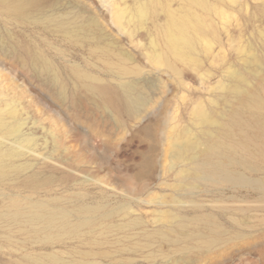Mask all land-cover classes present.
Returning <instances> with one entry per match:
<instances>
[{
    "label": "rangeland",
    "instance_id": "obj_1",
    "mask_svg": "<svg viewBox=\"0 0 264 264\" xmlns=\"http://www.w3.org/2000/svg\"><path fill=\"white\" fill-rule=\"evenodd\" d=\"M115 1L117 8L127 13L122 22L134 32L131 41L126 33L114 29L108 0H47L40 22L20 24L0 14V34L5 42L13 45L21 41L43 52L65 83L64 89L44 86L33 68L22 65L21 55H17L19 59L0 53V67L5 68L0 73V88L4 90L0 106L7 108L13 99H19L24 132L36 136L40 144L39 151L24 149L23 156L11 161L9 166L27 168L11 171L0 179V201L21 195L46 201L58 199L73 207L80 194H85L88 204L100 208L93 226L96 230L79 237L66 235L62 238L65 243L41 244L18 234V240H8L6 231H1L0 264H26V256L49 253L75 264H168V260L176 264L175 247L158 240L157 232H169L164 227L181 216H200L202 227L204 215L212 216L229 234L218 248L198 253L193 264H264V149L239 151L224 163L217 157L212 164L203 156L199 160L202 169L191 170L186 176L177 174L167 143L169 137L174 135V142L175 134L185 129H190L193 140L206 130L195 119L194 112L200 105L215 108L220 115L239 106L235 93L260 88L264 72V0H238L239 4L208 0L210 10L193 0ZM146 3L153 15L140 23L138 10ZM168 9L180 13L192 9L212 22L218 35L208 36V48L204 41L199 44L193 62L179 61L169 53L182 79L150 58L155 45L158 51L167 49L161 27ZM58 15L69 17L74 27L82 25L84 31L74 30L75 36H69L45 19ZM90 17L98 19V26L89 23ZM104 47L116 53H133L134 65L142 68L133 78L149 104L138 114L105 106L72 74L75 64L118 85V76L106 61L117 57L105 56ZM235 71L241 74L235 76ZM65 93L66 99H59ZM7 118L12 121L9 114ZM50 131L64 144L62 148L55 149L46 138ZM53 155L63 156V164L44 159ZM60 166L75 170L76 175L72 177L65 172L67 168ZM132 175L147 178L146 188H128L125 181ZM183 176L187 183L181 181ZM245 217L251 223L238 224ZM129 221L133 227L120 228ZM150 235L156 238L145 245Z\"/></svg>",
    "mask_w": 264,
    "mask_h": 264
},
{
    "label": "bare ground",
    "instance_id": "obj_2",
    "mask_svg": "<svg viewBox=\"0 0 264 264\" xmlns=\"http://www.w3.org/2000/svg\"><path fill=\"white\" fill-rule=\"evenodd\" d=\"M46 1L0 0V14L10 20H15L17 23L24 24V22L30 20L40 22L44 19L41 11ZM232 1L239 4L238 0ZM193 3L204 9H211L208 0H193ZM116 5L115 0H108L109 13L113 16L114 29L126 33V38L131 41L134 32L127 29L124 22H122L127 13L125 10H119ZM104 12L106 13L107 10H104ZM151 15H153V11L150 5L146 3L140 6L138 18H136L140 23H143ZM45 19L49 25L53 24L58 29L68 32L69 36H75L74 30L77 32L84 31L82 25L74 27L75 23L65 15L46 16ZM89 23L97 26L99 24L96 17H90ZM161 33L165 39L167 49L165 52L158 51L157 45L154 44L155 51L150 55V58L173 72L179 79L183 78V74L177 65L171 61L169 53L179 61L193 62L196 60L195 54L198 51L199 44L204 41L205 46L208 48V36L212 33L215 37L218 36L213 23L208 22L204 16L199 15L192 9L183 10L181 13L180 11L168 9L167 20L161 27ZM16 42L13 45L8 44L0 34L1 55L5 57L21 55L24 59H22L24 61L22 65L33 68L32 70L36 71L37 78L40 79L42 85L65 88V83L57 73L54 64L43 52L33 49L28 44L21 43V41ZM241 50L244 52L246 48ZM102 53L105 56L114 55L117 57L115 61H106L111 70L118 76V85L113 86L103 78L93 75L75 64L71 67L72 74L83 87L97 95L105 106L117 110L124 109L130 115L138 114L149 104L147 95L139 91L138 84L133 78V76L142 72V68L134 65L133 53L126 50L116 53L110 47H104ZM21 56L17 57L21 59ZM2 66L0 67V73L5 71ZM240 74V71L234 72L235 76ZM0 93H4L1 88ZM234 97L239 106L236 108L231 107L220 115H217L218 112L215 108H204L201 105L196 108L194 112L195 119H197L198 124L206 129L199 132L196 140L189 137L190 129L176 133L174 142H171L174 135L167 139V143L171 145L173 166L175 170H179L177 174L183 173L182 175L187 176L191 170L198 172L202 169L199 160L203 156H206L210 163L217 157L222 159L221 163H224L239 151L248 153L255 152L256 147L264 149V72L260 88L256 90L245 88L243 91L235 93ZM59 99H66V93ZM20 102L16 98L9 103L10 106L7 108L0 106V179L8 176L11 171L27 168V166H9L15 157L23 156L22 151L24 149L33 150L34 152L40 150L39 139L24 132L25 122L19 108ZM47 107L52 110L51 107ZM8 114L12 119L10 122L7 120ZM58 116L61 115L58 113ZM41 127L42 125L37 126V128ZM46 138L51 140L55 149L62 148L64 145L53 131H50ZM7 141H10V143ZM44 159H47V161L55 160L60 164H63L61 162L64 161L61 155L56 158H54V155L47 156ZM60 167L67 168L64 169L65 172L72 177L76 175L75 170H68L66 166ZM183 178L180 180L186 182L187 177L183 176ZM147 184V178H136L133 175L125 181V185L135 191L143 190ZM80 195L77 199L78 203L73 207H67L59 203L58 199L46 201L21 195L11 196L7 201H0V232L6 231L5 237L8 240H18L16 238V234H18L25 236L27 241L51 245L65 243L62 238L66 235L79 237L87 232L93 233L96 230L93 229V226H96L94 224L97 221L96 217H98L100 208L88 204L85 194ZM179 214H182V212H179ZM250 220L245 217V220L238 224L249 225ZM201 221L203 225L199 227L200 216L193 219L181 216L179 220L177 219L174 223L164 227L170 233L162 230L159 233L157 232L159 235L158 240L162 239L173 248L175 247L174 252L178 253L174 258L176 264H193L198 260V253L200 255V252L204 250L212 251L218 248L225 241L223 238L229 234L227 229L212 216L204 215ZM119 226L123 228L124 226L133 227L134 225L132 221H129L127 224ZM155 238V236L150 235L144 244L148 245ZM171 248L170 250H172ZM165 253L164 255L168 258L169 256L167 257ZM168 255L170 254L168 253ZM167 262L168 264L171 263L170 260ZM81 263L90 264L87 261H81ZM26 264L75 263L64 261L55 253H49L44 256H26Z\"/></svg>",
    "mask_w": 264,
    "mask_h": 264
}]
</instances>
